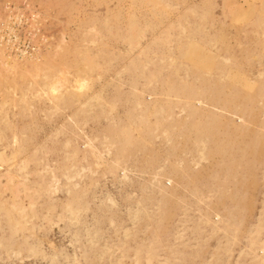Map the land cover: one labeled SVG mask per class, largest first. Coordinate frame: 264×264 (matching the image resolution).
Instances as JSON below:
<instances>
[{
  "label": "rangeland",
  "instance_id": "374dc122",
  "mask_svg": "<svg viewBox=\"0 0 264 264\" xmlns=\"http://www.w3.org/2000/svg\"><path fill=\"white\" fill-rule=\"evenodd\" d=\"M0 264H264V0H0Z\"/></svg>",
  "mask_w": 264,
  "mask_h": 264
},
{
  "label": "bare ground",
  "instance_id": "6f19581e",
  "mask_svg": "<svg viewBox=\"0 0 264 264\" xmlns=\"http://www.w3.org/2000/svg\"><path fill=\"white\" fill-rule=\"evenodd\" d=\"M6 44V43H5Z\"/></svg>",
  "mask_w": 264,
  "mask_h": 264
}]
</instances>
